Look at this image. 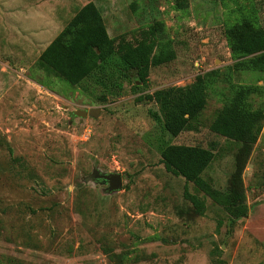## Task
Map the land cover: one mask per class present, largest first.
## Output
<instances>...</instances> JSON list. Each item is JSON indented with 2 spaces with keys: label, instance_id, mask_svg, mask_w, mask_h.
<instances>
[{
  "label": "rangeland",
  "instance_id": "obj_1",
  "mask_svg": "<svg viewBox=\"0 0 264 264\" xmlns=\"http://www.w3.org/2000/svg\"><path fill=\"white\" fill-rule=\"evenodd\" d=\"M87 3L115 46L150 33L172 41L175 60L145 81L116 58L106 68L88 59L75 86L46 72L40 54ZM244 18L264 31V0H0V264H264V121L242 173L248 216L232 227L225 201L166 172L158 151L217 145L203 179L227 191L235 147L209 127L237 86L256 87L247 102L264 112V69L233 66L228 29ZM206 74L205 108L177 137L156 103L138 101ZM94 170L119 174L122 189L108 192ZM185 186L204 202L200 215Z\"/></svg>",
  "mask_w": 264,
  "mask_h": 264
},
{
  "label": "trees",
  "instance_id": "obj_2",
  "mask_svg": "<svg viewBox=\"0 0 264 264\" xmlns=\"http://www.w3.org/2000/svg\"><path fill=\"white\" fill-rule=\"evenodd\" d=\"M186 8V3L181 1L178 9ZM241 22L228 29L232 58L236 59L233 66L236 70L245 71L264 69V31L252 27L246 18ZM90 58H96L101 68L112 66L116 58L117 67L137 71L139 79L145 81L150 68L174 61L176 53L172 41H156L150 33L136 45L121 41L115 46L102 24L98 8L93 3H87L76 11L69 24L43 50L37 63L46 72L75 86L89 77L87 60ZM210 76H197L194 82L185 87L156 90L138 98V101L156 103L159 115L154 116L163 124L165 132L171 137H177L204 110L207 90L211 84L208 79ZM255 92L256 87L253 86L235 87L232 100L217 111L209 127L214 135L224 138L235 147V171L225 194L220 195L203 179V173L217 158L214 150L217 145L214 148H203L161 142L158 148L166 172L182 177L186 183H192L218 204L225 201L224 210L229 216L230 227L237 220L247 218L249 212L244 201L242 173L264 121V112L252 110L247 102V98ZM221 196L223 199L219 200ZM184 198L198 215L203 213L204 202L190 194L186 186Z\"/></svg>",
  "mask_w": 264,
  "mask_h": 264
},
{
  "label": "water",
  "instance_id": "obj_3",
  "mask_svg": "<svg viewBox=\"0 0 264 264\" xmlns=\"http://www.w3.org/2000/svg\"><path fill=\"white\" fill-rule=\"evenodd\" d=\"M100 113L99 109H94V110H78L74 113L75 116L80 117V118H85L87 116L90 117H97ZM94 177L98 180L103 181L105 184L108 185L107 191L112 192L116 190H121L122 189V177L119 174H101L100 172L94 170L92 172L91 178Z\"/></svg>",
  "mask_w": 264,
  "mask_h": 264
}]
</instances>
